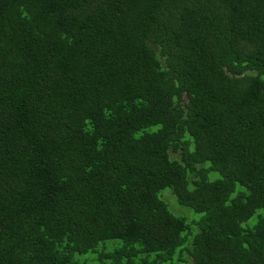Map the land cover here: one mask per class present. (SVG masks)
<instances>
[{"label":"trees","instance_id":"1","mask_svg":"<svg viewBox=\"0 0 264 264\" xmlns=\"http://www.w3.org/2000/svg\"><path fill=\"white\" fill-rule=\"evenodd\" d=\"M163 263L264 264V0H0V264Z\"/></svg>","mask_w":264,"mask_h":264},{"label":"rangeland","instance_id":"2","mask_svg":"<svg viewBox=\"0 0 264 264\" xmlns=\"http://www.w3.org/2000/svg\"><path fill=\"white\" fill-rule=\"evenodd\" d=\"M210 176H211V178H213V177H218L219 176V174L217 173V172H211V174H210ZM168 190H170V188H164L163 190H161V192H160V196H161V194L164 192V191H167V192H164L163 194V197L168 201V203H169V205H170V207H171V209L173 210V211H181L182 213H177V212H175V213H177V214H184L185 216H186V218H187V221L188 222H190L192 219H198L199 218V216H200V214L199 213H196V212H194L191 208H189V207H186V206H184V205H181V204H179L178 202H177V200H175V197H174V195L170 192V191H168ZM179 205V206H178ZM255 218V217H254ZM249 219V222H251V224L256 220V219ZM193 228V227H192ZM119 242V240H110V244L109 245H111L110 246V248H112V247H114V246H116V244ZM186 246V243H184L179 249H178V252H179V250L181 249V248H184ZM174 258H177V255L174 257ZM163 264H166V263H163Z\"/></svg>","mask_w":264,"mask_h":264}]
</instances>
